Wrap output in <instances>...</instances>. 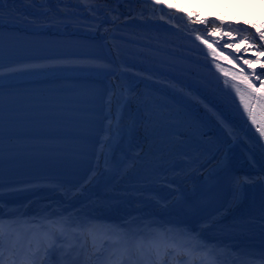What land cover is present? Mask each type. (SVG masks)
<instances>
[{"label": "bare ground", "instance_id": "obj_1", "mask_svg": "<svg viewBox=\"0 0 264 264\" xmlns=\"http://www.w3.org/2000/svg\"><path fill=\"white\" fill-rule=\"evenodd\" d=\"M7 8L18 11L14 18L0 11V33L88 42L104 57L15 66L0 72V92L71 90L78 78L99 81L106 88V125L85 177L0 180V229L28 220L39 227L51 217L69 221L71 230L85 220L122 237L147 224L148 237L205 245L223 264H264V234H238L249 222L264 228V139L256 132L264 126V107L243 82L245 76L256 88L264 82L253 74L264 72V56L245 39H259L264 3L19 0ZM25 82L30 85L19 86ZM206 130L213 136L204 138ZM229 170L237 182L233 197L220 212H208ZM229 218L233 228L222 222Z\"/></svg>", "mask_w": 264, "mask_h": 264}, {"label": "snow or ice", "instance_id": "obj_2", "mask_svg": "<svg viewBox=\"0 0 264 264\" xmlns=\"http://www.w3.org/2000/svg\"><path fill=\"white\" fill-rule=\"evenodd\" d=\"M19 2V0H0V11L5 12V14L9 18H14L12 16V13L14 11H18L16 9H8V4H15ZM230 30L232 31H241L239 29H232V26H228ZM255 27V25H253ZM243 31H247L244 29ZM257 33L259 34V39L257 40L256 37L252 34H249V36L245 37V39H252L254 42V46H256V51L259 56H264V51H261V47H264V26L261 28H257ZM197 39H200V37H197ZM258 45V46H257ZM229 47L232 45L229 44ZM244 63L251 66L254 61L248 59L244 60ZM261 67L264 68V64H261ZM255 77L258 79L259 76H264V72L261 73H253ZM243 75V74H242ZM243 82L247 85V89H251L252 93H258V96L256 97L258 106L264 107V82L260 83L259 88L255 87V84L252 80L248 79V77H244ZM251 95V93H250ZM241 103L243 104L244 112L249 114V119L251 120L252 124L255 126L257 124V121L255 117L251 114L250 110V102L245 103L243 96H241ZM256 132L259 133V137L264 139V126L256 127ZM242 186V185H241ZM45 220L50 221L46 225H41L40 231L43 233V235L38 236L35 240V250L32 253L33 260L32 264H36L35 257L39 256L41 252H43V255L45 259H50L54 256V254L58 251H63L64 256L62 257L63 260L67 261L68 258L71 256L73 251H76V247L74 244H71L68 240V229L70 227H73V225L65 220V221H56L52 220L51 217H45ZM140 239L134 241V247L137 253H143L145 249L149 251H154L157 255V257L160 255V250L163 247L164 254H168V249L171 247L174 251H182L187 248V251H185L184 254L191 255L193 251L199 250L201 246L197 245L192 248H188L185 244H179L175 240L168 241L166 238L164 240H161L159 237L151 236L149 238H145L142 234H137ZM68 244L67 247H65V244ZM109 242H105L104 246H107ZM111 243L115 245H119L123 248V253L126 256L132 255V243L129 240V237L127 235H124L120 237L116 241H112ZM29 248H33L32 241H29L28 244ZM0 249H2V238H0ZM80 251H83L81 248ZM2 251H0V264H3L2 259ZM111 259V257L109 258ZM120 264H124V260H120ZM132 264H143L142 259L141 260H132ZM151 264V262H149ZM158 264V261L156 262Z\"/></svg>", "mask_w": 264, "mask_h": 264}, {"label": "rangeland", "instance_id": "obj_3", "mask_svg": "<svg viewBox=\"0 0 264 264\" xmlns=\"http://www.w3.org/2000/svg\"><path fill=\"white\" fill-rule=\"evenodd\" d=\"M252 2H258V3H261L263 4L264 3V0H250ZM242 183V182H240ZM235 184H237V182H235ZM252 192V191H251ZM251 192L247 193V194H250ZM246 194V195H247ZM236 213V212H235ZM237 215V214H236ZM231 216V215H230ZM229 216V217H230ZM235 218V216H233ZM225 220V221H224ZM222 222H229L231 223L232 222V219L229 218V219H224ZM238 221V220H237ZM236 221V222H237ZM233 223L235 222H232L231 224H229V227L228 228H233V226H236V225H233ZM261 233L264 234V228L260 225H258L256 222H249L247 224H244L243 226H239V235L243 238H251V236L253 235H260ZM236 234H233V237L235 236Z\"/></svg>", "mask_w": 264, "mask_h": 264}, {"label": "water", "instance_id": "obj_4", "mask_svg": "<svg viewBox=\"0 0 264 264\" xmlns=\"http://www.w3.org/2000/svg\"><path fill=\"white\" fill-rule=\"evenodd\" d=\"M130 117H131V114L130 113H127L126 114V118H128V119H130ZM213 135V132L212 131H210V130H208L206 133H205V137H210V136H212Z\"/></svg>", "mask_w": 264, "mask_h": 264}]
</instances>
